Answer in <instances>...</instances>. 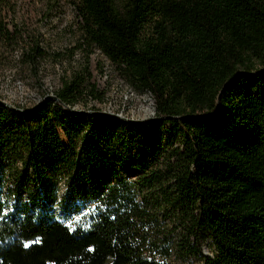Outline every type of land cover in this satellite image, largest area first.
Here are the masks:
<instances>
[{
  "label": "trees",
  "instance_id": "16d2710c",
  "mask_svg": "<svg viewBox=\"0 0 264 264\" xmlns=\"http://www.w3.org/2000/svg\"><path fill=\"white\" fill-rule=\"evenodd\" d=\"M64 1L80 46L149 93L156 119L69 109L102 101L81 78L30 107L0 103V264H264V0H214L211 15ZM11 12L0 0V41L21 44Z\"/></svg>",
  "mask_w": 264,
  "mask_h": 264
},
{
  "label": "rangeland",
  "instance_id": "374dc122",
  "mask_svg": "<svg viewBox=\"0 0 264 264\" xmlns=\"http://www.w3.org/2000/svg\"><path fill=\"white\" fill-rule=\"evenodd\" d=\"M121 1L127 5L132 0ZM172 1L199 15H211L214 6V0ZM9 4L12 12L4 18V24L11 31L17 26L23 32L24 42L0 41V99L12 106L30 107L41 97L53 95L65 84L81 78L85 81L84 90L94 86L103 97L102 101L80 102L74 109L105 111L131 119L132 124L155 118L154 99L149 93L128 84L99 49L80 46V20L71 4L64 0H9ZM91 5L94 13L101 12L99 0H92ZM29 38L38 40L44 51L31 66L20 57V50L28 47ZM203 253L212 254L208 239Z\"/></svg>",
  "mask_w": 264,
  "mask_h": 264
},
{
  "label": "water",
  "instance_id": "95a60500",
  "mask_svg": "<svg viewBox=\"0 0 264 264\" xmlns=\"http://www.w3.org/2000/svg\"><path fill=\"white\" fill-rule=\"evenodd\" d=\"M239 75H243V73H242V72H238V73L236 74V76H239ZM48 96H49V97H52V95H48ZM54 100L58 101L57 98H54ZM0 103H1L2 105H4V106L12 107V105H10L9 103H7L6 101H4V100H2V99H0ZM69 109H71V110H73V111H80V112L88 113V114L95 113V114H99V115L109 116V117H113V118H115V119H117V120H121V121H123V122H125V123H129V124L134 123L133 120H131V119H126V118L120 117L119 115L112 114V113H108V112H105V111L92 112V111H90V110H77V109H74V108H69ZM155 119H156V118L151 119V121H153V120H155ZM151 121H150V122H151ZM138 122H139V124H142V123H144V122H149V121H144V122H140V121H138ZM138 122H136V123H138Z\"/></svg>",
  "mask_w": 264,
  "mask_h": 264
}]
</instances>
